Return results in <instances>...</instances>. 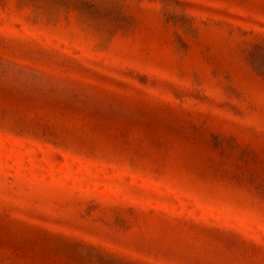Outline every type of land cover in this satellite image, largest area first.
Instances as JSON below:
<instances>
[{"label": "rangeland", "instance_id": "rangeland-1", "mask_svg": "<svg viewBox=\"0 0 264 264\" xmlns=\"http://www.w3.org/2000/svg\"><path fill=\"white\" fill-rule=\"evenodd\" d=\"M264 0H0V264H264Z\"/></svg>", "mask_w": 264, "mask_h": 264}, {"label": "trees", "instance_id": "trees-1", "mask_svg": "<svg viewBox=\"0 0 264 264\" xmlns=\"http://www.w3.org/2000/svg\"><path fill=\"white\" fill-rule=\"evenodd\" d=\"M256 64L258 65V67L260 69L264 70V61L263 60L257 59Z\"/></svg>", "mask_w": 264, "mask_h": 264}]
</instances>
